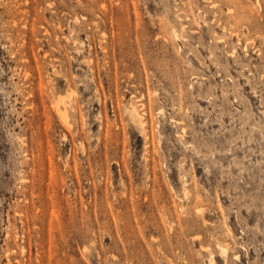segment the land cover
<instances>
[{"label":"rangeland","instance_id":"1","mask_svg":"<svg viewBox=\"0 0 264 264\" xmlns=\"http://www.w3.org/2000/svg\"><path fill=\"white\" fill-rule=\"evenodd\" d=\"M0 264H264V0H0Z\"/></svg>","mask_w":264,"mask_h":264},{"label":"bare ground","instance_id":"2","mask_svg":"<svg viewBox=\"0 0 264 264\" xmlns=\"http://www.w3.org/2000/svg\"><path fill=\"white\" fill-rule=\"evenodd\" d=\"M59 95H60V94H59ZM57 98H58V97H57ZM60 98H61V97H60ZM60 98H58V99H60ZM55 100H56V99H55ZM58 101H59V100H57V103L60 104V101H59V102H58ZM54 103H55V102H54ZM57 103H55V104H56V105H59V104H57ZM62 103H63V101H62ZM63 104H64V103H63ZM134 107H135V106H134ZM134 107H133V105H132V108H133V109H131V110H134ZM129 108H130V107H129ZM58 109H59V108H58ZM59 110H60V109H59ZM57 111H58V110H57ZM60 111H61V110H60ZM60 111H59V113H61ZM131 112H132V111H131ZM65 113H66V111H65ZM132 113H133V112H132ZM135 113H136V112H135ZM133 114H134V113H133ZM64 115H65V114H64ZM136 115H137V114H136ZM133 116H134V115H133ZM65 118H66V117H65ZM221 252H222V251H221Z\"/></svg>","mask_w":264,"mask_h":264}]
</instances>
